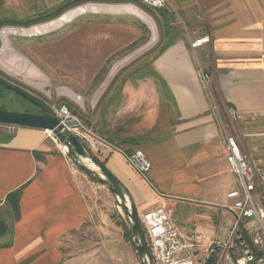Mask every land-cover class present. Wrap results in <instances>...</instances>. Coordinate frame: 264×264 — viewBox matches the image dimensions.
I'll use <instances>...</instances> for the list:
<instances>
[{
  "label": "crops",
  "instance_id": "1",
  "mask_svg": "<svg viewBox=\"0 0 264 264\" xmlns=\"http://www.w3.org/2000/svg\"><path fill=\"white\" fill-rule=\"evenodd\" d=\"M170 1L166 17L150 7L161 45L149 67L120 76L103 111L110 142L98 135L94 148L141 218L163 210L182 231L223 241L235 219L227 194L240 187L227 137L264 167V0ZM136 149L151 161L145 176L127 159ZM73 167L49 131L0 124V264L86 261L110 196Z\"/></svg>",
  "mask_w": 264,
  "mask_h": 264
},
{
  "label": "rangeland",
  "instance_id": "2",
  "mask_svg": "<svg viewBox=\"0 0 264 264\" xmlns=\"http://www.w3.org/2000/svg\"><path fill=\"white\" fill-rule=\"evenodd\" d=\"M66 1L68 0H0V21L4 22L0 26V34L6 27L30 28L53 21L68 11L89 3L133 4L150 15L156 25L155 43L123 65L113 76L118 63L148 44L154 37V31L149 23L135 12L87 7L75 12L63 23L48 29L7 32V45L0 54V60L14 74L0 65V78L47 105L52 114L66 108L68 115L76 118L86 130L84 134L79 135L80 139L98 157L93 145L99 132L107 129L103 121L104 106L117 91L106 94L110 83L117 75L125 77L133 71H139L141 66L149 67L151 57L161 45L163 31L151 11L152 8L144 6L140 0L125 2L89 0L75 5L53 19L35 21L48 16ZM27 24L30 25L26 26ZM2 44L0 35V48ZM15 75L27 77L52 91L46 93ZM108 79L110 80L105 89L95 100ZM120 83L121 78L118 85ZM62 90L82 100L83 105L61 92ZM0 107L35 113L42 110L34 102L1 84ZM80 130L82 132V129ZM252 160L258 166L262 163ZM79 171L83 172L81 169ZM87 177L89 187L90 185L93 187L98 199H108L106 196L108 193L110 208L107 210L109 217H105L104 220L103 236L97 240L94 234L89 236L86 261H82L81 264H141L128 235L130 229L128 216L117 206L114 195L103 184ZM224 220L228 221L226 218ZM142 225L148 235L146 227L143 223Z\"/></svg>",
  "mask_w": 264,
  "mask_h": 264
},
{
  "label": "built area",
  "instance_id": "3",
  "mask_svg": "<svg viewBox=\"0 0 264 264\" xmlns=\"http://www.w3.org/2000/svg\"><path fill=\"white\" fill-rule=\"evenodd\" d=\"M140 1L155 9L172 8L170 0ZM208 41L210 37L205 35L191 40V46L197 48ZM54 115L70 118L66 108ZM76 132L81 135L86 130ZM226 150L228 168L240 181V187L227 194L233 201L225 208L235 216L228 237L223 241L207 239L198 231H182L163 210L147 213L141 222L148 232L154 264H264V167L258 166L233 136L227 137ZM127 159L143 176L151 169L142 149H136Z\"/></svg>",
  "mask_w": 264,
  "mask_h": 264
},
{
  "label": "water",
  "instance_id": "4",
  "mask_svg": "<svg viewBox=\"0 0 264 264\" xmlns=\"http://www.w3.org/2000/svg\"><path fill=\"white\" fill-rule=\"evenodd\" d=\"M25 94L37 101L31 95ZM41 108L39 113L0 108V124L38 128L51 132L71 161L87 176L96 179L114 195L117 206L129 218L131 243L140 263L154 264L134 200L109 167L80 139L76 131L79 129L85 131L81 123L76 118H60L51 114L45 106Z\"/></svg>",
  "mask_w": 264,
  "mask_h": 264
},
{
  "label": "bare ground",
  "instance_id": "5",
  "mask_svg": "<svg viewBox=\"0 0 264 264\" xmlns=\"http://www.w3.org/2000/svg\"><path fill=\"white\" fill-rule=\"evenodd\" d=\"M87 7H94V8H107V9H121L124 11H128V12H135L136 14L140 15L141 17H143L148 23L149 25L152 27L153 31H154V37L152 38V40L146 44L145 46H143L142 48L138 49L137 51H135L132 55L126 57L125 59H123L120 63H118L116 65V68L112 74V76L126 63H128L129 61H131L133 58H135L137 55H139L141 52H143L145 49L149 48L150 46H152L156 39H157V30H156V25L153 21V19L151 18L150 15H148L146 12H144L142 9H140L139 7L133 5V4H114V3H89V4H84L82 6L76 7L70 11H68L66 14L62 15L61 17L47 22V23H43L41 25H37V26H33L30 28H20V27H6L1 31V37L3 40V44L0 48V54L1 52L6 48L7 45V32L10 30H14V31H26V32H34V31H40V30H44V29H48L51 28L57 24L63 23L64 21H66L67 19H69L70 16H72L75 12L80 11L81 9H85ZM0 65L5 68L8 72L13 73L12 70H10L4 63H2V61L0 60ZM19 78H21L22 80L26 81L27 83H29L30 85L45 91L46 93H51L52 89L46 88L34 81H32L31 79L24 77L22 75H15ZM111 79V78H110ZM106 82V84L102 87V89L99 91V93L97 94L95 100L100 96V94L103 92V90L105 89L106 85L108 84L109 80ZM61 92H64L66 94H68L69 96H71L72 98H74L76 101L80 102L83 105V101L80 100L79 98L75 97L74 95H72L71 93H69L68 91L62 90Z\"/></svg>",
  "mask_w": 264,
  "mask_h": 264
},
{
  "label": "trees",
  "instance_id": "6",
  "mask_svg": "<svg viewBox=\"0 0 264 264\" xmlns=\"http://www.w3.org/2000/svg\"><path fill=\"white\" fill-rule=\"evenodd\" d=\"M87 1H89V0H68V1H66V2H64L63 4H61V6H59L56 10H54V11H52L51 13H49L48 14V16H45V17H41V18H38V19H36L35 21H37V22H40V21H47V20H50V19H53V18H55V17H58V16H60L62 13H64L65 11H67L68 9H71L72 7H74L75 5H78V4H82V3H85V2H87ZM93 1H99V2H102V1H110V2H125V1H130V0H93ZM143 4V3H142ZM144 6H146L147 7V5H145L144 4ZM149 7V6H148ZM167 10H171V9H169V8H167V9H156L155 10V12L157 11L158 12V14L160 15V16H163V17H166V14H167ZM151 11H152V13H154V11H153V9H151ZM156 18V17H155ZM156 20H157V18H156ZM31 21H34V20H31ZM2 23H4V22H2V21H0V26H1V24ZM29 23V22H28ZM30 24H27L26 26H29ZM140 69H142V66H141V68ZM119 75H117L115 78H114V80L110 83V85H109V88H108V91L106 92V94L108 95L109 93H114L115 92V89H116V87H117V81H118V79H119ZM6 87H8L9 89H12V90H14V91H16L18 94H20V92H21V90L18 88V87H14V86H11V85H7ZM23 92V91H22ZM24 93V92H23ZM24 95V94H23ZM28 100V99H27ZM42 104V106H45L46 107V110L49 112V113H51L52 114V111H51V109L47 106V105H45V104H43V103H41ZM1 109H5V108H2V107H0ZM103 135V132H102V130L99 132V136L100 137H103V138H105L104 136H102ZM105 139H107L108 140V138H105ZM109 142H110V140H108ZM128 142H131L130 140L128 141ZM112 143V142H111ZM112 144H114V143H112ZM143 226V225H142ZM144 228V227H143ZM131 231V229H129V231H128V235H130V232Z\"/></svg>",
  "mask_w": 264,
  "mask_h": 264
},
{
  "label": "flooded vegetation",
  "instance_id": "7",
  "mask_svg": "<svg viewBox=\"0 0 264 264\" xmlns=\"http://www.w3.org/2000/svg\"><path fill=\"white\" fill-rule=\"evenodd\" d=\"M0 84L1 85H4V86H7L8 84L5 82V81H3L1 78H0ZM24 94V95H23ZM20 95L21 96H23L25 99H28L29 101H31V102H34L36 105H38V107H42V104H41V102L39 101V100H37V101H34V100H32V99H30L25 93H23L22 91L20 92ZM144 229V228H143ZM144 232H145V230H144ZM145 235H146V233H145ZM146 238H148L147 237V235H146ZM147 241H148V239H147ZM148 243V242H147ZM148 247H149V245H148Z\"/></svg>",
  "mask_w": 264,
  "mask_h": 264
}]
</instances>
